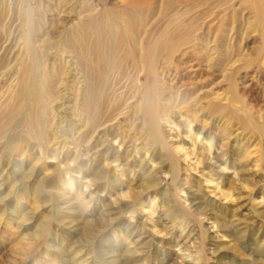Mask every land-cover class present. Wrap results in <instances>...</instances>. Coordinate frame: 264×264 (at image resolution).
I'll list each match as a JSON object with an SVG mask.
<instances>
[{
	"label": "rangeland",
	"instance_id": "374dc122",
	"mask_svg": "<svg viewBox=\"0 0 264 264\" xmlns=\"http://www.w3.org/2000/svg\"><path fill=\"white\" fill-rule=\"evenodd\" d=\"M229 12L176 99L116 34L159 0H0V264H264V53Z\"/></svg>",
	"mask_w": 264,
	"mask_h": 264
},
{
	"label": "bare ground",
	"instance_id": "6f19581e",
	"mask_svg": "<svg viewBox=\"0 0 264 264\" xmlns=\"http://www.w3.org/2000/svg\"><path fill=\"white\" fill-rule=\"evenodd\" d=\"M115 1L116 0H112L111 3V0H106V4H113L114 6ZM231 1L232 0H159V5L164 9L165 23L160 30L154 32L146 31V18L143 16H140L139 23L134 22L128 17L125 22L121 23L123 31L121 33L116 32L119 36L118 40L120 45L121 47L123 46V61L126 63H128V60L132 61L134 69L136 70V77L142 75V77L148 78L151 76L153 87H164L169 92H177L176 99L183 93L186 95L189 86H196L193 82L194 80H197L196 83H198L199 81H206L209 78L210 67L208 63L212 61V58L206 60V62H208L206 66H202L203 61L196 54L205 52L207 49L203 46L204 39H207V34L203 38L202 32H207L209 34L212 29L215 30V27L211 26V22L213 23L216 19L219 23L222 22V25H227L225 24V18L222 21L219 19H221L220 14L222 12L228 11H230V15L229 18H227L230 20L234 21L240 17L246 21H253L254 30L258 34L260 40L259 50L264 53V0H236L237 4L225 6L226 3ZM235 6L236 8H234ZM196 11H198V13L194 14ZM197 18L198 22H206H203V24L200 25L201 27H198L196 24ZM95 20L91 19V21L94 22ZM113 21H115L113 18H108L105 22L99 21V23H101H98L99 27L93 25L91 29H102V24L109 27L108 24L113 25ZM221 24L218 25L221 26ZM114 25L117 27L116 24ZM140 27L144 29L140 30ZM248 27L245 29L246 31ZM234 30L233 27L228 31V35L222 33L224 31L221 33L224 37L230 39L229 35L232 34ZM217 35L218 34L214 35L213 42L216 40ZM191 36L193 39L189 41L188 39ZM75 42L78 48H80L79 41L76 40ZM227 43L229 44V42ZM207 44L208 43H206L205 46ZM111 47L109 48L112 52L113 48ZM227 48L228 50L230 49L229 46ZM189 49L192 50L191 54L188 53ZM262 61H264V56L262 57ZM241 78L240 85L246 86L248 82L247 73ZM179 81H184L186 83L179 84ZM149 93L147 90V94ZM146 102V105L149 106V108H146L145 112L148 116V123L151 127H157L156 117L153 115L152 109L150 108L151 101L147 100ZM178 117L181 118L180 121H182L181 114H179ZM185 124H189V122H185ZM176 129L178 128L176 127ZM187 156L186 154L185 157Z\"/></svg>",
	"mask_w": 264,
	"mask_h": 264
}]
</instances>
